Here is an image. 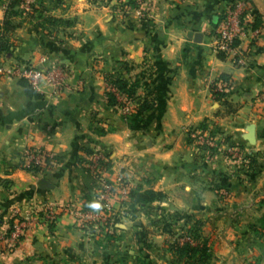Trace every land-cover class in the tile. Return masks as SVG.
<instances>
[{
  "label": "crops",
  "instance_id": "crops-1",
  "mask_svg": "<svg viewBox=\"0 0 264 264\" xmlns=\"http://www.w3.org/2000/svg\"><path fill=\"white\" fill-rule=\"evenodd\" d=\"M235 1L145 0L137 10L127 1L35 0L24 11L0 0V64L55 69L63 82L59 91L42 83L36 100L19 80L0 79V231L13 216L32 220L14 250H0V264H180L165 234L195 223L209 240L207 264H264V34L241 42L244 66L211 50L219 17ZM246 1L264 28V0ZM105 74L139 80L137 95L154 104L147 129L127 128L134 105L123 96L119 106L107 105ZM221 77L231 86L215 100L211 87ZM200 125L250 154L254 165L231 164L221 150H196L185 130ZM85 147L109 156L103 177L113 187L122 182L163 195L128 214L127 197L111 198L119 217L114 242L99 241V222L84 225L71 214L81 211L92 186L76 165ZM27 149L56 161L43 173L27 172L19 160ZM45 210L57 213L53 226L45 224ZM155 216L165 224L143 221Z\"/></svg>",
  "mask_w": 264,
  "mask_h": 264
},
{
  "label": "built area",
  "instance_id": "built-area-1",
  "mask_svg": "<svg viewBox=\"0 0 264 264\" xmlns=\"http://www.w3.org/2000/svg\"><path fill=\"white\" fill-rule=\"evenodd\" d=\"M20 8L24 11H30L31 6L35 0H20ZM124 1L129 4V0H97V4H108L115 2L116 5H123ZM138 5L137 10L145 0H134ZM251 8L246 0H236L229 7L223 10L221 19L214 30V36L212 40L211 50L214 54H223L224 56L232 55V62L235 66H244L245 58L243 52L240 50V44L244 38H248L250 42L257 41L263 34L264 28L259 26L253 28L255 19L250 14ZM235 43H237L235 45ZM58 73L55 69L42 70L31 65H9L3 66L0 64V78L6 80H24L27 84L36 92L41 88V84H47L51 86L55 91H59L63 86V82L57 78ZM229 83L219 79L215 81L212 86V93H222ZM212 88V87H211ZM261 102L264 104V93L260 96ZM125 112H129V108H125ZM188 133V130H186ZM189 137L199 145V147H206L207 149H219L217 139L210 136L207 131L194 130L189 134ZM200 149V148H199ZM209 151V150H208ZM226 157L230 161H239L244 158L245 152H240L231 146H227L224 150ZM101 154H96L92 157L94 164H85L84 168H87L94 172L96 168V161L101 158ZM45 154L39 150L25 151L20 158V164L23 168L34 169L43 166ZM114 187L107 184L103 178L96 183V207H100L97 212H82L71 211V214L75 220L79 223H92V221L99 222L100 225L106 226L107 216L111 210L109 200L112 197ZM115 190V189H114ZM128 194V188L119 184L117 186L116 197L121 199L126 198ZM226 195V194H225ZM107 214V215H106ZM20 217L19 215H17ZM44 222L47 226H53L56 223L57 213L45 210ZM38 213H35V219H37ZM32 220L26 217L20 218V221L15 222L13 229L10 233H6V230L0 231V249L3 251H11L17 246L20 238L24 234V229L29 226ZM8 228V227H7ZM188 240V239H185Z\"/></svg>",
  "mask_w": 264,
  "mask_h": 264
},
{
  "label": "trees",
  "instance_id": "trees-1",
  "mask_svg": "<svg viewBox=\"0 0 264 264\" xmlns=\"http://www.w3.org/2000/svg\"><path fill=\"white\" fill-rule=\"evenodd\" d=\"M38 1V0H36ZM20 0H11L9 4V8L12 9L20 4ZM129 5H131L133 8H138V5L134 0H129ZM221 17H219L220 21ZM217 22L215 29L219 23ZM257 19L253 23V28L259 27V24L257 23ZM214 29V30H215ZM214 36V32L212 34ZM237 43H235L236 45ZM1 48V45H0ZM1 50V49H0ZM220 58H223V54H218ZM104 82L108 87V90L105 92V98L107 101V105L110 107H117L119 106V102L117 101V95L123 96L124 99L127 101H130L134 105V113L133 115L125 116V122L127 125V128L131 131H143L148 128L150 123L153 120V114L152 110L154 109V104L152 101L143 99L137 95L138 89L141 87L139 80H128L121 76H114L111 74H105L103 75ZM221 80L224 82L229 83L227 87L224 89V92L222 93H213V96L215 97V100H220L224 97V93L230 88L231 83L227 78L221 77ZM21 87L24 89L25 95L30 99H40L41 96L34 91L26 81L19 80L18 81ZM214 86H212L211 90ZM202 130L206 131L205 125H200L198 128L195 129H189L187 136L188 143H192L193 140L190 139L189 134L193 132L194 130ZM112 132V129L108 128L106 131L99 132L100 135H104L106 133ZM212 134V132H210ZM235 149H238L240 152H244L239 147L231 146ZM34 149H27V151H33ZM199 151H205L209 150L211 152H214L215 149H207L206 147L202 146ZM40 152H43L45 154V158L43 161V166L29 169V168H23L20 164V168L31 173H43L47 169H49L52 164L56 161V158L46 151L39 150ZM96 154H101V158H99L96 163V168L94 172L91 170L84 168L85 164H94L92 161V157ZM244 164L250 169L254 165V159L253 157L246 153L243 158ZM76 165L80 169H82L84 172H86L88 175L91 176L92 180V186H90L88 189L84 190V204L83 208L81 209L82 212H97L98 209L95 207L96 203H92V197L95 198V196L92 195V192L95 188V184L97 181H100L102 179V173H108L110 171V160L109 156L107 154H104L97 150L96 148L91 147H85V148H78L77 155H76ZM125 186V185H124ZM128 187V186H125ZM128 204L127 209L129 212H133L135 210V206L137 205H147L154 202H159L163 199V195L158 192L153 191H144L141 192L140 189L134 188L131 189L128 187ZM97 201V200H96ZM20 221V217L13 216L10 221L8 222V228L6 230V233H10L13 229V225L15 222ZM108 226V223H107ZM110 233V232H109ZM167 234L171 235V232H167ZM107 240L110 241H116L118 240V237L115 234H108ZM182 238L183 241H180L179 238ZM177 240L173 242V244L169 245L170 252L174 255L176 260L180 262L181 264H207L210 255H211V249L209 245V240L202 236L200 231V225L195 223L191 228L185 231L184 234H181ZM179 239V240H178ZM188 239V240H184ZM15 247L12 249L14 250ZM1 250V249H0ZM2 251V250H1ZM137 264H146L143 258L137 259Z\"/></svg>",
  "mask_w": 264,
  "mask_h": 264
},
{
  "label": "rangeland",
  "instance_id": "rangeland-1",
  "mask_svg": "<svg viewBox=\"0 0 264 264\" xmlns=\"http://www.w3.org/2000/svg\"><path fill=\"white\" fill-rule=\"evenodd\" d=\"M0 79H2V78H0ZM186 130H189V129H186ZM186 130H185V134H187V132H186ZM198 130H200V129H198ZM209 134H210V132L208 131V130H206ZM210 136L211 137H213V138H215V139H217V143H218V147L217 148H219V149H216L215 148V151H219V150H221V152H222V155L224 156V158L226 159V160H228V161H230L227 157H226V155H225V153H224V150H226V147L227 146H232L231 144H229V142H227V141H224V139H219L218 137H217V134H214L213 132H212V134H210ZM191 139V138H190ZM192 140V139H191ZM191 144H193L194 146H195V149L196 150H198L200 147H199V145H197V144H195V142H192ZM26 151V150H25ZM25 151L22 153V155L25 153ZM202 152H206V153H212L211 151H207V150H205V151H202ZM246 153V152H245ZM22 155L20 156V158L22 157ZM20 160V159H19ZM236 164V163H240V164H244V161H243V159H241V160H239V161H231V164ZM105 174H107V173H102V178H103V180L107 183V184H109L108 182H107V180H105L104 179V177L103 176H105ZM97 183V182H96ZM119 184H121L122 186H124L125 184H123L122 182L121 183H119ZM111 185V184H110ZM117 186H119V185H117ZM117 186L116 187H114V189H113V193H112V197L111 198H114L113 200H115V201H118L119 199H121V198H119V197H116V193H117ZM125 186H127V185H125ZM124 186V187H125ZM126 188H128V187H126ZM95 189H96V184H95V188H94V190H93V192H92V195L93 196H95V194H96V191H95ZM129 191V190H128ZM226 194V195H225ZM221 195H222V197L224 198V200L225 201H229V199L231 198V195L228 193V192H222L221 193ZM96 196H95V203L97 202L96 201ZM98 203V202H97ZM95 207H96V205H95ZM98 210L100 209V207H96ZM126 208H127V206H126ZM125 213H127L128 214V209H125L124 210V214ZM156 214V213H155ZM107 215V214H106ZM119 216H120V214H119ZM119 217L112 211V210H110V212H109V215L107 216V222H106V226H105V224L103 225V228L104 229H102V232H100V233H98L97 234V237H98V239H99V241L101 242V243H108L109 241L107 240V235L108 234H117V233H114V230H115V228L113 227V226H115L116 224H119ZM143 221L145 222V224L146 223H151V224H156V225H158V226H162L163 224H165V221H166V219H164V218H160V219H158V216H155V217H151V219H150V217H148V218H144L143 219ZM92 222H94V221H92ZM96 223V222H95ZM107 223H108V226H107ZM128 223V222H127ZM88 225V222L87 223H84V225ZM109 227V228H108ZM110 232V233H109ZM185 233V231L184 232H179V233H176L174 236H170L169 234H165V235H169L168 237H167V239H166V241L165 242H167V243H165V245L167 246V250L168 251H170L169 250V245L170 244H173V242L175 241V240H177V238H179V236H181V234H184ZM151 235V234H150ZM131 237H133V236H131ZM132 239V238H131ZM180 239V241H183V239L180 237L179 238ZM178 239V240H179ZM149 240H150V237L149 236H147V238H146V242H149ZM159 240V239H158ZM185 240V239H184ZM110 242H112V241H110ZM159 242H160V240H159ZM147 244V243H146ZM131 247L133 246V245H130ZM142 252H145V250H144V243H142ZM137 252H138V250H136ZM174 256V255H173ZM178 262V261H177ZM180 263V262H179ZM181 264V263H180Z\"/></svg>",
  "mask_w": 264,
  "mask_h": 264
},
{
  "label": "water",
  "instance_id": "water-1",
  "mask_svg": "<svg viewBox=\"0 0 264 264\" xmlns=\"http://www.w3.org/2000/svg\"><path fill=\"white\" fill-rule=\"evenodd\" d=\"M193 35V38L195 41L199 42L200 39H201V35L200 34H192ZM192 37V36H191ZM248 136H247V141L250 145H253L254 142H253V134H254V126L251 125L249 130H248Z\"/></svg>",
  "mask_w": 264,
  "mask_h": 264
}]
</instances>
